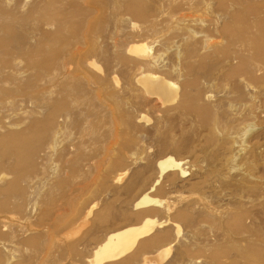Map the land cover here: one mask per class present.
Returning <instances> with one entry per match:
<instances>
[{"label":"rangeland","instance_id":"1","mask_svg":"<svg viewBox=\"0 0 264 264\" xmlns=\"http://www.w3.org/2000/svg\"><path fill=\"white\" fill-rule=\"evenodd\" d=\"M58 1L62 27L31 18L0 31V44L29 51L39 40L45 54L33 65L22 59L30 83L18 96L0 94L2 103H13L0 122L13 113L12 130L27 132L0 144V264H81L108 233L139 226L134 215L142 211L164 224L140 241L160 230L170 238L145 251L156 261L141 255L131 264H264V76L249 87L228 80L226 57L201 50L224 37L234 15L246 26L258 0H188V11L173 21V13L164 15L156 34L126 16L131 0ZM163 1L142 6L158 12ZM138 42L148 48L145 61L159 56L163 64L148 68L151 74L177 87L192 83L189 104L178 98L161 105L134 81V66L120 54ZM191 45L195 60L188 66L179 57ZM62 56L71 57L66 91L48 79L43 84L38 70ZM50 85L53 105L25 111L21 100L41 101ZM65 112L71 116L55 149L53 116ZM166 158L181 165L160 174L156 165ZM143 197L161 204L135 210ZM94 203L93 214L72 226Z\"/></svg>","mask_w":264,"mask_h":264},{"label":"bare ground","instance_id":"2","mask_svg":"<svg viewBox=\"0 0 264 264\" xmlns=\"http://www.w3.org/2000/svg\"><path fill=\"white\" fill-rule=\"evenodd\" d=\"M258 1L256 2L255 6L251 7L249 13L247 14L248 24L246 26L241 25V17L234 15L232 18V28H226L222 32L224 37L221 38L220 41L212 44L205 42V45L201 48V50L204 51V54L216 50L219 55L226 57L225 60L228 63L226 78L228 80H240L246 87L252 86V82L256 81L259 75L264 76V0ZM142 2L143 0H131L126 6L125 14L126 16L139 20L149 34H156V26L159 22H161V18L164 15L173 13L174 15L169 17V19L173 21L177 19L175 17L177 13L185 10L188 11V0H164L158 12L152 9H146L144 6H142ZM31 18L36 21H40L45 27L54 25L62 27V21H60L61 14L59 1L0 0V31L9 30L10 27H13L17 24H26ZM182 18H185V16H181L180 20H182ZM41 23H39V25ZM35 24L37 23L35 22ZM14 28H16V26ZM38 44L39 40L35 46L31 47L29 51H27L29 47L25 49H14L10 43L3 42L0 44V94L6 92V95L10 98L12 96H18L25 86L30 83V77L27 76L28 68L26 66V69H23L20 63L22 62V59H24L28 65L35 64V61H43L45 54L42 55V53L38 51ZM94 44L96 45V43ZM92 50L94 51V49ZM146 51H148V48L143 42L130 44L121 51L120 59L122 62H127L134 66V81L139 84L147 94L156 96L161 101V105L174 102L178 98L180 105L189 104L192 83L184 81L181 86L177 87L174 83L167 81L158 75L151 74L148 71V68H162L163 64L161 63L159 56L151 57L149 61H145L147 58H149ZM195 51L196 50L193 45L188 46L182 57L179 58L188 66H190V64L195 60ZM126 57L130 58L128 59ZM70 59V56H62L52 58V60H47L46 63L44 62L42 68L38 70L41 72V70L44 71V68H46V70L49 68L51 69L52 74L44 75L43 71L42 73L39 72L42 76L41 82L43 83V81H45L44 79H48L50 83L58 85L59 91L67 89V82H72L70 80L73 77L70 71ZM90 59L86 58L85 61L83 59L84 65L87 68L92 67V60ZM113 80H115V77H113ZM53 86L55 87V85ZM39 88L41 87L39 86ZM50 88L51 85L49 86V90H42L44 98L41 99V101H39L37 96L30 95L29 97L28 95L29 98H24L21 100V106L25 111L31 107L33 108V106L35 107L34 109H36V112L46 111L51 105H53L54 102L51 100V97H49L52 94ZM191 91H193V89ZM22 94H24V92ZM74 99L71 100L73 101ZM67 101L69 102V100ZM12 104L13 103L10 102V100L3 103L0 101V112L5 111L7 106L9 109ZM8 115L11 116L10 114ZM8 115H6L8 118L3 116L2 121L0 122V144L4 142L6 143V141H19L27 133L25 130L19 133L14 132L12 129L16 125L9 123V120H11L12 116L9 117ZM70 116L71 113L69 112H65L63 115L61 114V116L58 117L53 116L54 126L52 130L53 133L51 136V143H53L52 146H55V149L57 148L56 145L59 141V138H61L62 131L64 130L63 128L67 124ZM6 122L8 123L6 124ZM52 148H49V150H52ZM180 165L177 164V161L174 163L171 158H166L158 162L156 166L159 169L160 174H162L168 168H177ZM178 169L176 171H178ZM181 169L182 170L180 173L183 176L185 171L183 168ZM177 175L179 174L177 173ZM151 204H161V202L152 201L147 197H143L133 207L136 210L138 208L150 206ZM94 207H96L95 203L88 205L81 212H79V215H76L77 218L75 219L72 226L84 223L88 217L93 214ZM144 214H146L145 211H142L134 215V218L140 222L139 226H129L123 229H116L115 231L108 233L102 240L95 243L94 248L92 251H90V254L88 253L83 257L81 264H106L121 260L123 258L124 260L121 261V264H131L133 260H137L141 255L144 256L145 261H156L157 259L154 257L145 256V251L162 240L170 238V234L168 231L160 230L153 236H150L149 239L140 241L142 238L150 235L152 231H154V228L157 230V227L159 226L158 229H160L164 224V222L156 223L151 221L147 218V216L145 217ZM68 248L70 251H75L73 244L68 245ZM165 251H168V249ZM77 263L70 262L68 264Z\"/></svg>","mask_w":264,"mask_h":264}]
</instances>
